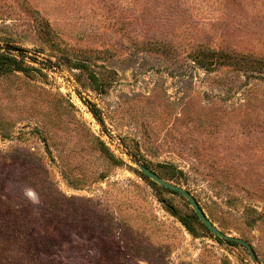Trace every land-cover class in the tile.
<instances>
[{
	"label": "rangeland",
	"instance_id": "obj_1",
	"mask_svg": "<svg viewBox=\"0 0 264 264\" xmlns=\"http://www.w3.org/2000/svg\"><path fill=\"white\" fill-rule=\"evenodd\" d=\"M0 54V264H264V0H0Z\"/></svg>",
	"mask_w": 264,
	"mask_h": 264
},
{
	"label": "water",
	"instance_id": "obj_2",
	"mask_svg": "<svg viewBox=\"0 0 264 264\" xmlns=\"http://www.w3.org/2000/svg\"><path fill=\"white\" fill-rule=\"evenodd\" d=\"M4 48L11 53L22 51L21 48L15 47V46L10 45V44L5 45ZM138 166H139L140 170L146 176H148L151 180L156 182L158 185L163 186L169 190L176 191V192L180 193L182 196H184L187 199V201L190 203L192 209L194 210L195 214L197 215V217L201 221V223L203 225H205L212 233H214L215 235H217L218 237H220L222 239L239 241L241 244H243L248 249L249 254L251 255L252 259H256L252 245L249 242H247L241 238L232 237V236L226 234L219 227H217L212 222V220L205 214V212L200 207L199 203L196 201L194 196L188 190H186L185 188H183V187H181V186H179L173 182H170V181L162 178L156 172H154L153 170H151L150 168L146 167L143 164H139Z\"/></svg>",
	"mask_w": 264,
	"mask_h": 264
},
{
	"label": "trees",
	"instance_id": "obj_3",
	"mask_svg": "<svg viewBox=\"0 0 264 264\" xmlns=\"http://www.w3.org/2000/svg\"><path fill=\"white\" fill-rule=\"evenodd\" d=\"M24 70L23 68L21 69V67H19L17 64H16V60L11 57V56H8L6 54H0V74L2 73H8L12 70ZM167 189V188H166ZM169 192H172V193H178L176 191H172V190H169L167 189ZM196 215V214H195ZM197 216V215H196ZM187 225V224H186ZM205 226V225H204ZM206 227V226H205ZM207 228V227H206ZM208 229V228H207Z\"/></svg>",
	"mask_w": 264,
	"mask_h": 264
}]
</instances>
